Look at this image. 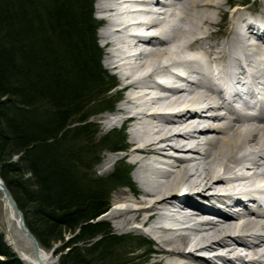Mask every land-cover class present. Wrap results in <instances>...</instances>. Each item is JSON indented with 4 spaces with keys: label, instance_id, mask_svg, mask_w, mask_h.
Returning <instances> with one entry per match:
<instances>
[{
    "label": "bare ground",
    "instance_id": "obj_1",
    "mask_svg": "<svg viewBox=\"0 0 264 264\" xmlns=\"http://www.w3.org/2000/svg\"><path fill=\"white\" fill-rule=\"evenodd\" d=\"M154 1L160 3L96 1L106 13L99 30L105 66L115 70L124 90L103 126L124 133V157L134 166L130 187H119L99 216L130 240L149 245L152 238L155 245L142 251V245L132 246L130 259L153 252L157 264H264V211L258 209L264 205V117L257 125L231 117L214 91V85L229 88L228 78L247 71L241 60L264 72V0H165L160 14L150 7ZM149 23L154 29L141 28ZM171 69L185 79L173 83L177 73ZM158 75L177 87L156 81ZM20 155L2 160L0 168ZM0 194L4 245L24 264H55L39 243L34 246L1 174ZM144 232L151 238H143Z\"/></svg>",
    "mask_w": 264,
    "mask_h": 264
},
{
    "label": "trees",
    "instance_id": "obj_2",
    "mask_svg": "<svg viewBox=\"0 0 264 264\" xmlns=\"http://www.w3.org/2000/svg\"><path fill=\"white\" fill-rule=\"evenodd\" d=\"M92 3L0 0V164L21 153L0 174L39 245L49 250L60 243L58 264H131L135 259L113 256L126 237L98 219L110 186H126L129 170L116 165L106 181L77 174L80 163L85 172L98 163L99 148L119 151L125 140L112 129L99 137L98 148L87 120L89 108L113 110L116 85L101 65ZM0 254V264H23L1 236Z\"/></svg>",
    "mask_w": 264,
    "mask_h": 264
},
{
    "label": "rangeland",
    "instance_id": "obj_3",
    "mask_svg": "<svg viewBox=\"0 0 264 264\" xmlns=\"http://www.w3.org/2000/svg\"><path fill=\"white\" fill-rule=\"evenodd\" d=\"M97 0H93V3H92V7H93V16L97 19V20H100V24L96 27V32H95V35H96V39H97V42H98V45L100 46L101 48V51H102V55H101V65L102 67L109 73V74H112L115 76V79H116V85L115 87L111 90V96L112 98L115 99V104H114V107L117 106L118 104V101L121 100L123 98V94H124V90L121 89V85H119L117 83V75L114 73L113 69H109L105 66V62H104V58L106 56V46L103 45V42L101 40V38L99 37V30L103 29L105 26H106V20L105 18H101V16H104L106 15L105 13H101L97 10L96 8V2ZM101 15V16H100ZM152 26V25H151ZM153 27V26H152ZM150 27L151 29H154ZM129 40V39H128ZM158 76H161V75H158ZM92 111V108H89L88 111L86 112V115L88 116L87 120L89 123L92 124V127L96 130V139H95V143L98 145V148L100 145V143H97L99 137L107 132H109L110 130H112L111 128H108L106 126H103V120L106 121V119H103V117H110V113L107 112L109 110H104V111H97V112H94V113H91ZM110 118H108L109 120ZM104 121V122H105ZM128 127H126L125 129V132L127 133V131L129 130V124L127 125ZM118 128V127H117ZM116 128V129H117ZM122 133V131H121ZM124 143V142H123ZM76 144V147L77 148H80L81 151L84 149V146L85 144L83 143L82 140H77L75 142ZM123 145V144H122ZM121 145L120 148H117L119 149L118 152H113V151H109L106 147L104 149H100L98 150L97 154H96V159H99L98 163L95 164L94 166L92 167H89L87 168V171L85 172L82 168V163H80L78 165V175L80 176V174L82 175V173L86 174L88 177L90 178H99V179H103V180H107V177L109 176V174L113 171V169L115 168L116 165H123L122 163H124V167L126 169L129 170V173H128V181L129 179L132 177V172L134 170V166L131 165V163L128 161V159H126V157H124L125 155V152H126V147H123ZM109 179V178H108ZM121 187V188H128L130 187L129 184L127 186H118V184H115V185H112L110 186V195H109V204H110V207L111 205L114 203L113 202V197L115 196V193L117 191V189ZM2 195L0 194V229L1 230H5L6 229V224H5V210L3 208V202H2V199H1ZM173 211V210H172ZM100 217V216H99ZM99 220H103V221H106V223L109 225L110 229L112 230V232H114L115 235H121L119 234V232H117L112 224H111V221H109L107 218H106V215H101L100 219ZM33 235V234H32ZM143 238H145V235L148 236L149 238L150 235L146 234L144 232V234H141ZM34 236V235H33ZM35 237V236H34ZM66 237H71V235H68L66 234ZM130 237H126L125 239L126 240H122L123 238H121V242L119 244V246H117V248H114V253H113V256H116L117 259H124L126 261H131L130 259V255L132 254L129 250L130 248L133 246H135V244H139L138 243V240L140 239H137V238H132L131 237V240L129 239ZM36 239V238H35ZM67 239V238H66ZM69 240V239H68ZM38 242V241H37ZM19 244L22 246V245H25V241L21 240L19 241ZM60 243H55L54 246L49 249V250H46L44 249L46 252H48L50 255H52L53 257V260L55 261V264H58V261H57V257L56 255L54 254V249L57 248V246L59 245ZM79 245V244H78ZM142 245V249H140L141 251L146 248V246L148 245L147 243L145 244H140ZM150 245H155V243H153V240L151 238V244H149L148 246ZM139 249L135 250V251H138ZM237 250V248H236ZM206 251H212L211 249L210 250H206ZM105 256H107L108 254H104ZM106 259V258H104ZM108 259V258H107ZM156 259H157V256L156 254H154L153 252L151 253H148L147 254V259H135V262L133 261L131 264H137V263H144V262H148L150 264H157L156 263ZM24 264V263H23Z\"/></svg>",
    "mask_w": 264,
    "mask_h": 264
},
{
    "label": "water",
    "instance_id": "obj_4",
    "mask_svg": "<svg viewBox=\"0 0 264 264\" xmlns=\"http://www.w3.org/2000/svg\"><path fill=\"white\" fill-rule=\"evenodd\" d=\"M3 191L5 193V197L10 198V195L8 194V192H6V190L4 188H3ZM13 205H14V207L16 208V210L18 211V213L20 215V220H21L22 225H24L22 212L17 208V206L14 203H13ZM26 230H27V233L29 234V236L31 237L34 246L35 247L38 246V242L35 239V237L32 235V233H30V231L27 228H26Z\"/></svg>",
    "mask_w": 264,
    "mask_h": 264
}]
</instances>
